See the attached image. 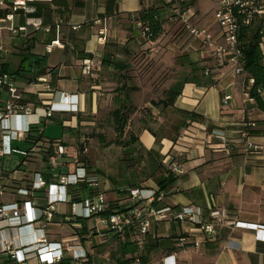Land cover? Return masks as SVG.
I'll use <instances>...</instances> for the list:
<instances>
[{
    "label": "crops",
    "instance_id": "crops-1",
    "mask_svg": "<svg viewBox=\"0 0 264 264\" xmlns=\"http://www.w3.org/2000/svg\"><path fill=\"white\" fill-rule=\"evenodd\" d=\"M171 7L182 9L183 6L176 3ZM151 8H160L163 18L168 20L165 24H171L169 29L164 24L163 34L153 45L145 42L134 22L138 12ZM35 9L34 16L41 19L42 26L50 28V31H29L11 39L4 32V44L10 54L1 58L0 71L9 74L16 85L26 92V100L36 103V114L41 113L42 102L62 107L63 94L71 96L70 112L57 111L47 121L40 120L44 123V139L61 142L67 147L69 156L62 159V167L51 171L38 150L28 158L26 165H17L11 173L4 170V157L0 159L4 184L12 185L13 179H20L22 186L27 185L36 173H40L47 183H52L51 174L66 175L75 167L84 168L95 176L84 158L88 152L84 141L85 138L89 139L88 135L92 140L101 135L96 134L95 130L96 127L100 129L102 117L106 119L111 111L121 105L133 107L144 90L162 100L164 92L176 86L180 93L173 106L168 108L179 115V112L195 113L202 121L185 120L188 125L180 129L174 142L168 138L172 136L170 132L166 136H159L153 131L159 137L156 139L145 129L146 126H141L136 135L140 150L152 160L154 156L159 158L164 178L171 160L182 161L183 164V172L174 174L175 180L163 190L164 196L157 202V208L195 206L202 209L206 217L210 208H216L225 210L231 220L264 226V114L257 109L254 101H245L242 96L245 75L234 74L227 62L219 64L205 58L197 51L196 45L188 52L167 49L166 46L178 40L181 26L170 19L171 8L156 0H54L52 3L36 4ZM184 10H187V17L194 26L205 28L215 39H220L215 15H207L198 9L197 0ZM190 11L194 13L190 15ZM4 15L5 12L0 10V18ZM97 20L100 24L95 23ZM262 21L264 19L256 18L253 27L261 25ZM14 24L25 25V16L21 12L15 17ZM56 25L59 26L58 30L55 29ZM104 27L107 29L106 41L98 44L96 36ZM56 40L61 47H54L47 53L45 47ZM151 46L158 48L157 53L149 50ZM260 49L264 55V38ZM142 51H147L148 57L153 60L150 67L143 65L144 60L138 64L134 62ZM12 55L20 58L14 71H11L8 60ZM25 56H29L26 62L23 60ZM107 57L109 61L104 62ZM87 58H93L97 66L92 77L81 74L80 62ZM119 65L124 69H118ZM21 66L25 71L17 75ZM138 67L142 68L144 75H138ZM206 69L211 70L210 76L204 75ZM38 79H46L50 91H44L41 85H37ZM224 96L230 97L226 104L222 103ZM36 114L24 119L13 118L11 124L26 127L39 119ZM49 120L62 124L63 134L60 138L45 135L44 127ZM247 124L252 126L246 128ZM243 130H247L250 140L261 148L258 154L246 152L240 136ZM218 135L233 139L236 144L224 147ZM98 143L104 146L100 141ZM80 147L83 151H80ZM13 149L18 150L17 147ZM30 164H35L34 168L30 169ZM82 185L71 190L79 194ZM144 185L148 188L158 187L156 181L150 179ZM99 190L109 203L117 202L120 210H127L131 206L128 195L115 194L119 188H110L106 182L102 184L99 180ZM10 191L8 189V193L0 198L1 204L15 201ZM111 191H114L113 194H110ZM44 197V192L36 193L38 208L44 205ZM58 211L70 215L67 205H59ZM64 215H55L53 223L45 229L48 240L78 245L76 240L79 239L81 249L91 254L93 264H104L109 259L107 255L101 263L96 258H100L102 247L115 240L116 236L109 237L107 231L99 230L97 225L101 224L98 218H91L97 221L94 225L89 224L90 219L67 223ZM73 225H77V228ZM191 230L192 226L188 223L153 224L149 237H171L177 242L176 239L182 236L187 237V242L176 243L175 251L167 253L160 249L151 254V264H264V232L219 227L214 235L208 237ZM97 232L106 235L102 245L98 244ZM28 234L27 239L31 237ZM129 240L132 241L130 236ZM195 243H199V246L195 247Z\"/></svg>",
    "mask_w": 264,
    "mask_h": 264
},
{
    "label": "built area",
    "instance_id": "built-area-1",
    "mask_svg": "<svg viewBox=\"0 0 264 264\" xmlns=\"http://www.w3.org/2000/svg\"><path fill=\"white\" fill-rule=\"evenodd\" d=\"M53 1L0 0V10L5 12V15L0 18V60L10 54V50L4 44L6 40L4 32H7V38L11 39L20 33L26 34L29 31H50V28H44L41 19L34 15L36 14V4L52 3ZM211 1L215 6V20L220 29V39H215L207 29L194 26L187 17V10L176 7L173 9L170 19L180 24L181 33L178 40L166 48L172 51L188 52L192 51L193 46L196 45L197 51L205 58L219 64L227 62L232 66L234 74L246 76L239 32L242 26H250L256 18L264 19V0ZM19 12L25 16L24 26L14 24V19ZM95 23L100 24V21L97 20ZM135 25L141 31L145 42L153 45L147 36L148 30L143 29L139 22ZM262 26H264V21H262ZM58 28L59 26L56 25L55 29L58 30ZM106 33L105 27L99 30L96 36L98 44L105 43ZM54 47H61L58 40L47 45L45 51L50 53ZM154 50L153 48L152 51L154 52ZM80 70L83 76L92 77L97 71L93 58L81 60ZM210 74L211 70L206 69L204 75L210 76ZM36 83L41 85L44 91H50L46 79H38ZM253 85L254 80L246 76L242 83V96L245 101H254L249 95V90ZM259 93L264 94V91ZM229 99V96H224L222 103L226 104ZM70 100L71 96L63 94L62 107L42 102V108L39 110L41 113L36 114L38 111L36 103L26 100V92L16 85L9 74L0 71V159L17 153L25 158L18 166L26 165L28 158L39 150L38 147L30 146L24 152L13 149L11 144L24 142L31 125L39 126V133H42L43 128L40 120L47 121L57 111L70 112L72 110ZM35 114L39 119L27 124L26 127H15L11 124L13 118L24 119ZM250 126L252 125L247 124L246 128ZM240 136L244 140L246 152L259 153L261 148L250 140L247 130H243ZM217 138L224 147L236 144L235 140L226 139L223 135H218ZM68 156L67 147L56 141L51 153L47 156L46 164L53 171L62 167V159ZM77 163L76 160L75 164ZM182 165V161L171 160L169 170L173 174H181L183 172ZM51 178L53 182L47 183L40 173H36L26 186L18 187L14 192L9 190L10 194L15 197V201L7 204L0 203V255L7 257L8 260L5 264H63L64 260L68 258L70 264H93L91 254L81 249L79 239L76 240L78 245L64 241L53 243L48 240L45 229L53 223L55 215H64L58 211L59 205L69 207L70 215H64L65 222L76 223L77 220L98 218L100 224L105 226L109 232L121 239L129 235L138 247L144 245L151 226L162 222L188 223L192 226L191 232L204 234L208 237L214 235L219 227L252 230L257 233L264 232V226L231 220L225 210L210 208L206 217L204 211L195 206L180 209L157 208L153 204L160 201L164 193L156 186L127 188L131 206L126 211H118L111 209L105 195L99 190L98 178L87 173L84 168L75 167L71 173L66 175L51 174ZM4 180L3 171L0 168V198L8 193L6 184L3 183ZM13 181L21 182L20 179H13ZM82 184L89 187L92 193L76 202L73 200L74 194L71 189ZM40 191L44 192L45 197L44 205L38 208L35 195ZM36 225L39 227L36 228ZM73 226L77 228V225ZM28 233L31 235L29 239H27ZM95 236L99 245L105 243L106 235L104 233L97 232ZM179 241L180 244H184L187 242V237H181ZM194 245L197 247L199 243ZM104 264H110V260L107 259ZM134 264H139V261L136 260Z\"/></svg>",
    "mask_w": 264,
    "mask_h": 264
},
{
    "label": "trees",
    "instance_id": "trees-1",
    "mask_svg": "<svg viewBox=\"0 0 264 264\" xmlns=\"http://www.w3.org/2000/svg\"><path fill=\"white\" fill-rule=\"evenodd\" d=\"M161 4H165L167 8H171V13L173 11L172 7L178 0H161L158 1ZM181 5L183 6L182 9L184 10L187 7L193 5L194 0H182ZM168 21L163 18L161 14L160 8H151L147 11H141L136 14L134 18V22L141 23L143 29L146 28L148 30L147 36L152 43H155L160 36L164 32V24ZM264 38V31H262V23L259 26H254L251 24L250 26H242L239 32V42L240 47L244 56V72L248 78H252L254 80V85L249 90V95L251 99L254 100L257 109L264 114V94L259 93L260 91H264V55H262L260 44ZM29 56L24 57V62L28 60ZM140 60H144L145 65L148 67L151 66L153 60L148 57L147 51H142L138 56L134 58L135 63H139ZM104 62L109 61V58H104ZM23 62V63H24ZM118 69L122 70L124 67L122 65L118 66ZM142 69V68H141ZM140 67H138L139 73H141ZM25 68L23 66L20 67L17 75H20L22 72L24 73ZM180 90L174 86L169 88L167 91L164 92V99L160 100L159 102H153L155 107L162 106L163 109H167L168 107H172L176 97L179 95ZM134 113V108L127 105H121L118 109L111 111L107 115V120L111 124L113 129L115 140L112 142L111 145H117L125 151L126 155H131L135 153L137 150L133 147V144L138 143L137 137L130 136V140L126 141L124 144L120 142V139L125 135V131L129 125L131 120V116ZM181 116L184 118V121H181L179 124L173 126V130L170 131L168 138L173 142L176 140V136L179 133L181 128H184L188 125L187 122H200L202 118L195 113H188V112H179ZM187 120V122L185 121ZM44 124V123H41ZM145 127V126H144ZM39 126L31 125L29 129V134L25 139L24 143L30 146L36 145L38 149L43 154L44 159H47L48 154L51 153V150L54 146L56 141H48L45 140L43 137V132L39 133ZM156 139L159 137L152 131L151 128L145 127ZM99 141L101 144H105V138L103 135L98 136ZM61 143V142H60ZM80 151H83V148H79ZM149 156H151L149 154ZM153 160H150V168L151 174L157 175L155 178L156 184L158 188L163 191L167 187H169L175 180L174 174L168 170L165 171L166 177L162 176L163 167L160 164L159 158L157 156L152 157ZM23 185V181L21 182H12V185H6L7 189L16 190L18 187ZM26 186V185H24ZM23 187V186H22ZM14 192V191H11ZM82 193H74L73 200L76 202L81 201L84 197L89 196L92 191L86 186L82 185L80 189ZM119 193H127L126 190H119ZM110 207L113 210L118 211H126L125 209L120 210L117 202H110ZM157 207V202L153 204ZM182 237V236H181ZM179 237L176 241L174 238H153L149 237V235L145 238L144 245L142 247H138L133 241L129 240V235L125 236L124 239L119 237H115L117 242V249L116 252L111 255V261L114 264H134L136 260L139 261V264H151V254L157 252L158 250H164L165 252L169 253L172 251L177 250L176 243H180ZM63 264H70V260L65 259Z\"/></svg>",
    "mask_w": 264,
    "mask_h": 264
},
{
    "label": "rangeland",
    "instance_id": "rangeland-1",
    "mask_svg": "<svg viewBox=\"0 0 264 264\" xmlns=\"http://www.w3.org/2000/svg\"><path fill=\"white\" fill-rule=\"evenodd\" d=\"M182 0H178V5L181 6ZM185 1V0H184ZM188 1V0H187ZM198 9H201L202 12L207 15H212L214 13L215 6L213 5L211 0H197ZM194 11H190V15H192ZM165 26L169 29L171 24L167 22ZM175 29V26L173 27ZM155 49L156 47H150L149 50ZM174 51V50H173ZM177 52V51H174ZM10 62L11 71H14L16 68L15 64L19 63L20 58L17 56L8 57ZM148 67V65H146ZM144 70V69H143ZM143 74L144 71L138 73V75ZM166 74L165 76H168ZM160 97L151 96L148 94L147 90H144L139 97L137 103L133 105L134 113L131 116V120L129 125L125 131V135L120 139V142L124 144L126 141L130 140V136L136 137L138 130L141 126H146L152 129L159 136H166L171 130H173V126L177 125L182 118L176 112H173L171 108L163 109L162 106L155 107L153 102H159ZM159 113L157 114L156 112ZM100 129L96 127V134H101L105 138L104 146H101L98 141V138L92 140L90 135H88V139L85 138L84 146L87 147L88 152L85 155V161L87 165L90 167L91 174H95L98 176L100 183H107L110 188H119V190H126L127 188H145L144 182L149 180L154 182L157 175L151 174L150 168V158L144 154L139 147L138 143L133 144V147L137 150L135 153L131 155H126L125 151L117 145H111L115 140V135L111 124L102 117L100 121ZM43 127V125H42ZM45 128V135L49 138H60L62 136L63 128L62 124H58L53 121H48L47 126ZM71 139V138H69ZM13 148H16L19 151L26 152L28 150V146L23 142H13ZM23 160V156L14 154L12 156H7L4 159V170L11 173L16 169L17 165ZM29 167L34 168L35 164H30ZM93 172V173H92ZM114 192V191H113ZM111 191L110 194H113ZM118 190L115 192V194ZM127 193H123V196L127 197ZM97 221L90 219L89 224L94 225ZM98 229L101 231H107L108 236L112 237L114 234L109 232L107 228L101 225H97ZM117 242L116 240L107 242L101 249L99 253L100 258H96L98 263L102 262V258L104 256H108L109 260H111V255L116 252ZM7 257L0 255V264H5L7 261ZM95 261V262H96ZM110 264H114L113 261Z\"/></svg>",
    "mask_w": 264,
    "mask_h": 264
}]
</instances>
